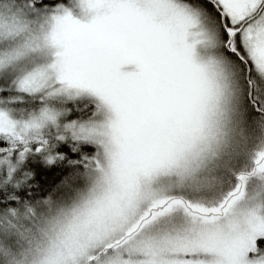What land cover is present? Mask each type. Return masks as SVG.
Instances as JSON below:
<instances>
[{
  "label": "snow or ice",
  "instance_id": "6c2138e0",
  "mask_svg": "<svg viewBox=\"0 0 264 264\" xmlns=\"http://www.w3.org/2000/svg\"><path fill=\"white\" fill-rule=\"evenodd\" d=\"M0 264H264V0H0Z\"/></svg>",
  "mask_w": 264,
  "mask_h": 264
}]
</instances>
